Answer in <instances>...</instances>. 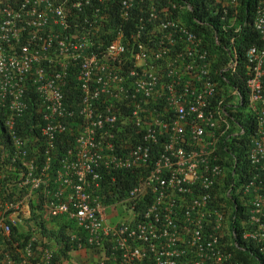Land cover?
Returning a JSON list of instances; mask_svg holds the SVG:
<instances>
[{
  "label": "built area",
  "instance_id": "1",
  "mask_svg": "<svg viewBox=\"0 0 264 264\" xmlns=\"http://www.w3.org/2000/svg\"><path fill=\"white\" fill-rule=\"evenodd\" d=\"M215 3L225 15L235 7L225 24L235 28L238 0ZM148 5L10 0L0 8V264H53L55 245L39 253L33 241L13 239L28 232L34 210L76 225L71 262L86 244L96 264H243L240 250L264 260V0L250 22L260 44L245 53V98L232 82L236 50L221 71L227 102L207 42L173 12L186 6ZM31 87L32 145L42 139L43 162L20 133ZM237 112L254 123L250 170L219 193L227 174L219 139L249 127L235 126ZM67 132L75 146L58 155ZM143 167L122 199L101 200L104 170Z\"/></svg>",
  "mask_w": 264,
  "mask_h": 264
},
{
  "label": "trees",
  "instance_id": "2",
  "mask_svg": "<svg viewBox=\"0 0 264 264\" xmlns=\"http://www.w3.org/2000/svg\"><path fill=\"white\" fill-rule=\"evenodd\" d=\"M9 1L10 0H0V8ZM169 1L180 4L179 2L181 0H160L162 6L165 4L167 5ZM183 1L190 3L192 8L181 12L179 17L184 21L185 25L191 29V31L201 34L205 42H207V48L213 54L212 72L214 77L220 83V86L223 88L220 97H224L227 95L229 86L226 82H224L223 78L228 72L221 71L228 62L226 48L229 45L228 40L232 35L231 32L233 31L231 29H226L225 24L230 20V14L235 10V7L231 6V12L225 15L219 4L215 3L214 6L213 0ZM117 4L118 1H115L110 5V8H116ZM256 4L257 0H238L239 16L237 22L242 21V19H246L250 22L253 18ZM138 6L143 10V12H145L144 10L149 6L148 0H138ZM173 12H175V15L177 14L176 10H173ZM254 44H260L258 33L255 32L251 25H247L243 27L240 34L237 35L236 40V46L240 51L241 57V64L238 69L239 73H244L245 51L248 47ZM219 72H221V74ZM232 82L242 89L243 97L245 98L244 83L241 84L236 78H232ZM28 92L30 97L29 101L31 105H33V108L25 117L20 118V133L26 136L30 145H32L34 130H31V125L36 123L39 115H36L35 113L38 102L33 87L29 88ZM71 97L75 98L76 103L77 92L72 91ZM2 113L3 111L1 112L0 110V124L2 123L3 118ZM235 122L237 123H235V126L238 124H248L249 127L245 134L240 135V137L236 136L232 131L219 139L218 150L222 159L221 161L226 162L225 171L227 173L224 180L215 187V189H218L219 193H223L225 190L231 189L232 187L234 189L239 187V185L245 180V174L249 173L250 170L248 153L251 149V134L254 129V123L251 118H245L244 113L241 112H237L235 114ZM40 126L41 125H39V127ZM1 141L2 140H0V142ZM74 146L75 142L73 135L70 132H67L66 135H62L61 139L58 141V155L65 149ZM32 147L33 151L40 155V161L43 162L44 145L42 144V139L36 141ZM56 162L57 161L54 163L56 164ZM147 168L143 167L140 169L138 168L117 172L104 170V180H102L103 187L100 191L101 200L104 202L106 201V203H111L112 201L122 199L130 188L144 178V175L148 172ZM219 200L231 204V201L225 194H221L219 196ZM29 221L30 224L28 232L20 234L17 230H15L16 234L13 236V239L21 242L29 240L33 241V246L36 252H41L46 247L52 248L51 246L55 245L56 255L53 260V264H72L67 251L72 247L75 248L76 240L71 241L67 231L70 230L72 232H76V227L72 225L71 222L65 221V219L61 221L47 220L43 211L34 210V215ZM17 233L19 234L17 235ZM33 237H35L34 240ZM236 254L243 260V264H264V260L256 254L253 255L251 253L250 255L249 253L241 250L237 251Z\"/></svg>",
  "mask_w": 264,
  "mask_h": 264
},
{
  "label": "clouds",
  "instance_id": "3",
  "mask_svg": "<svg viewBox=\"0 0 264 264\" xmlns=\"http://www.w3.org/2000/svg\"><path fill=\"white\" fill-rule=\"evenodd\" d=\"M180 4H183V5H185L186 6V8L185 9H183V10H176V12H177V14L176 15H178L179 16V14L181 13V12H183V11H185L186 9L187 10H189V9H191L192 8V6H191V4L190 3H187L186 1H183V0H181L180 2H179ZM213 3H214V0H213ZM257 3H258V0H257ZM178 4V3H177ZM179 4V5H180ZM257 5V4H256ZM4 6V5H3ZM215 6V5H214ZM175 13V12H174ZM255 13H256V7H255V11H254V15H253V18H254V16H255ZM238 16H239V13H238ZM253 18H252V20H253ZM246 19H242V21H238L237 22V24H236V26H235V28L237 27V26H239L240 24L242 25L243 24V22L245 21ZM252 20L250 21V22H252ZM247 21V20H246ZM248 23H246V25L245 26H247V25H251L252 26V24H250V22L249 21H247ZM245 24V23H244ZM240 25V26H241ZM244 26V27H245ZM235 28H230L231 30H233L232 32H231V36L229 37V40H228V46H227V48H226V54H227V57H228V59H229V56H228V54H229V51H230V53L231 54H234V50H236L237 52H238V54H240V51L238 50V48H237V46H236V40H237V35L238 34H240V32H236L235 31ZM226 29H228V28H226ZM243 29V28H242ZM255 32H256V30H255ZM257 33V32H256ZM232 36H234L235 37V40H234V42H231L230 41V39H231V37ZM248 49V48H247ZM245 53H246V51H245ZM245 55V54H244ZM240 64H241V59H240V62H239V66H240ZM245 64H246V61H244V69H245ZM239 66H238V68H237V71H238V69H239ZM239 74H240V76H241V78L239 77ZM244 78V73L242 74V73H239V71L236 73V75H235V77H233V78H236V79H238L239 81H240V83L242 84V83H244V81H243V78ZM227 83V82H226ZM236 88H239V86H237L236 85ZM239 90H241L240 88H239ZM220 95H221V93H220ZM220 95H219V98H222V99H224V101L225 102H227V97L226 96H224V97H220ZM28 114V113H27ZM66 221H69V220H66ZM69 222H71V221H69ZM71 224L72 225H74L72 222H71ZM75 227H76V225H74ZM76 229H77V231L76 232H78V228L76 227ZM76 232H72V231H70V230H68L67 231V234L68 233H76ZM86 247H87V251L86 252H77L76 253V259H74L71 263L72 264H96V257H95V253L92 251V246H90L89 244H86ZM84 254H90V257H88V260L87 261H83V262H85V263H83V262H79V260H78V255H84ZM73 259V258H72Z\"/></svg>",
  "mask_w": 264,
  "mask_h": 264
},
{
  "label": "rangeland",
  "instance_id": "4",
  "mask_svg": "<svg viewBox=\"0 0 264 264\" xmlns=\"http://www.w3.org/2000/svg\"><path fill=\"white\" fill-rule=\"evenodd\" d=\"M77 257H78L79 262H83V261L88 260V257H90V254L78 255ZM83 263H85V262H83Z\"/></svg>",
  "mask_w": 264,
  "mask_h": 264
}]
</instances>
